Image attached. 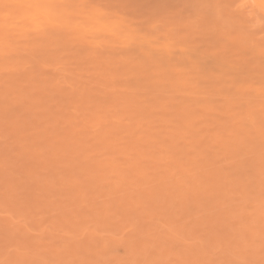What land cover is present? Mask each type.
Segmentation results:
<instances>
[{"label":"rangeland","instance_id":"rangeland-1","mask_svg":"<svg viewBox=\"0 0 264 264\" xmlns=\"http://www.w3.org/2000/svg\"><path fill=\"white\" fill-rule=\"evenodd\" d=\"M7 3L0 264H264V0Z\"/></svg>","mask_w":264,"mask_h":264},{"label":"bare ground","instance_id":"bare-ground-1","mask_svg":"<svg viewBox=\"0 0 264 264\" xmlns=\"http://www.w3.org/2000/svg\"><path fill=\"white\" fill-rule=\"evenodd\" d=\"M8 1H10L12 4L13 3H15V5L16 4H18V3H27L28 5H30V6H33V7H36L37 5H39V6H42L43 5V3H44V1H48L49 2V4H47V5H45V6H48V7H38V8H43V9H40V12H41V14L42 13H44V12H48V11H52V8H51V6H52V4H53V2L54 1H56V2H60V3H62L63 1H64V3L66 2V0H8ZM70 1V0H69ZM9 3H7V0H0V10H5L6 8H7V10H8V7H7V5H8ZM11 4V5H12ZM63 4V3H62ZM22 8V7H21ZM28 10V9H27ZM54 10V9H53ZM29 11V10H28ZM4 12V11H3ZM25 12V11H24ZM38 12V11H37ZM56 12V11H55ZM106 13V12H105ZM45 14V13H44ZM195 14V13H194ZM56 16H57V14H56ZM116 16V15H115ZM118 16V15H117ZM49 17V16H48ZM3 18V17H2ZM36 18H38V17H36ZM32 19V18H31ZM44 19V18H43ZM14 21H15V19H13ZM11 21V20H10ZM17 21V20H16ZM31 21V20H30ZM46 21V20H45ZM56 22V21H55ZM29 23H31V22H29ZM43 27V26H42ZM45 27V26H44ZM182 28V27H181ZM42 31H43V29H42ZM172 33V32H171ZM184 33V32H183ZM109 34V33H108ZM184 40V39H183ZM145 41V40H144ZM148 41V40H147ZM156 43V42H155ZM154 44V43H153ZM151 45V44H150ZM158 45H159V43H158ZM157 45V46H158ZM163 45V44H162ZM165 45V44H164ZM168 45V44H167ZM156 46V47H157ZM160 46H158L157 48H159ZM169 47V46H168ZM167 48V47H166ZM142 49V48H141ZM162 49H163V47H162ZM167 50V49H166ZM174 50V49H173ZM169 51H171V50H169ZM176 51H177V49H176ZM176 51H172L174 54H175V52ZM166 52V51H165ZM165 52H161L160 50L158 51L157 49H155V48H152V49H150V51H149V56L150 57H153L154 58V63H156V65H157V67H154L153 66V68H151L150 70H146L147 71V73H149L150 75H151V79L153 80V84L155 83H158V81H159V83L158 84H160L162 81V77H166V75H167V73H170V71H171V64L173 65V63H170L169 61H170V53H165ZM182 53V52H181ZM180 53V54H181ZM207 53V52H206ZM135 55V54H134ZM182 55V54H181ZM184 55V54H183ZM137 57V56H136ZM172 57V56H171ZM140 59V58H139ZM152 61H153V59H152ZM183 61V60H182ZM181 61V62H182ZM186 62V61H185ZM147 63H149L148 61H147ZM137 64V63H136ZM139 64V63H138ZM137 64V65H138ZM150 64V63H149ZM149 64H148V66H149ZM221 64H223V63H221ZM225 64V63H224ZM151 65V64H150ZM185 65H189L188 63H186ZM184 65V66H185ZM227 65V64H226ZM144 66H145V64H144ZM137 69H138V67H137ZM141 69H142V65H141ZM146 69V68H145ZM153 69V70H152ZM226 69V68H225ZM225 69H224V71H225ZM229 69V68H228ZM134 71V70H133ZM139 71V70H138ZM137 71V72H138ZM143 72V71H142ZM228 72H229V70H228ZM126 73V72H125ZM135 73V72H134ZM133 73V74H134ZM141 73V72H140ZM215 73H216V71H215ZM218 73V72H217ZM220 73V72H219ZM218 73V74H219ZM145 74V73H144ZM231 74V73H230ZM238 74V73H237ZM226 75V74H225ZM228 75V74H227ZM226 75V76H227ZM239 75V74H238ZM134 76V75H133ZM139 76V75H138ZM169 76V75H168ZM119 77V76H118ZM225 77V76H224ZM246 77V76H245ZM260 77V76H259ZM128 78V77H127ZM248 78V77H247ZM225 80V79H224ZM117 81V80H116ZM161 81V82H160ZM128 82V81H127ZM167 83H168V81H167ZM230 83V82H229ZM130 84V83H129ZM161 84H163V83H161ZM159 86V85H158ZM163 86V85H162ZM128 87V86H127ZM133 87V86H132ZM154 87H155V85H154ZM172 87V86H171ZM153 88V87H152ZM208 88V87H207ZM248 91V90H247ZM248 93V92H247ZM258 99V98H257Z\"/></svg>","mask_w":264,"mask_h":264},{"label":"snow or ice","instance_id":"snow-or-ice-1","mask_svg":"<svg viewBox=\"0 0 264 264\" xmlns=\"http://www.w3.org/2000/svg\"><path fill=\"white\" fill-rule=\"evenodd\" d=\"M36 7H48V6H39V5H37Z\"/></svg>","mask_w":264,"mask_h":264}]
</instances>
